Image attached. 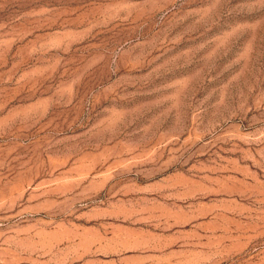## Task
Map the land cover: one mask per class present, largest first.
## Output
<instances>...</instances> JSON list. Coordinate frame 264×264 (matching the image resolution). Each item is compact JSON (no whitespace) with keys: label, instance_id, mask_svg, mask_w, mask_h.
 I'll return each instance as SVG.
<instances>
[{"label":"rangeland","instance_id":"obj_1","mask_svg":"<svg viewBox=\"0 0 264 264\" xmlns=\"http://www.w3.org/2000/svg\"><path fill=\"white\" fill-rule=\"evenodd\" d=\"M0 264H264V0H0Z\"/></svg>","mask_w":264,"mask_h":264}]
</instances>
